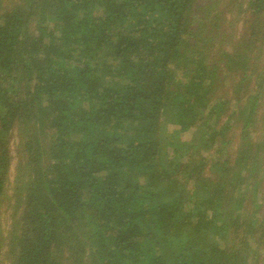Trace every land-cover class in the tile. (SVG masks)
I'll list each match as a JSON object with an SVG mask.
<instances>
[{"label":"trees","instance_id":"16d2710c","mask_svg":"<svg viewBox=\"0 0 264 264\" xmlns=\"http://www.w3.org/2000/svg\"><path fill=\"white\" fill-rule=\"evenodd\" d=\"M0 264H264V0H0Z\"/></svg>","mask_w":264,"mask_h":264},{"label":"rangeland","instance_id":"374dc122","mask_svg":"<svg viewBox=\"0 0 264 264\" xmlns=\"http://www.w3.org/2000/svg\"><path fill=\"white\" fill-rule=\"evenodd\" d=\"M245 15H246V14H245ZM245 15H244V16H245ZM235 29H236V30H235ZM235 29H234V30H235V32H237V33H239V31H241V22H237V23H236V25H235ZM233 132H235V131H233ZM189 134H190L189 132L186 133V134H185V135H186L185 137H187V136L189 137ZM235 134H238V133L235 132ZM234 139H235V138H233V140H234ZM13 140H14V142L16 141L15 138H14ZM14 162H15V160H13L11 166H13ZM261 256H262V255H261Z\"/></svg>","mask_w":264,"mask_h":264}]
</instances>
